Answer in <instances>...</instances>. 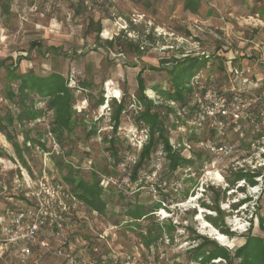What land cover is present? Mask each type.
Masks as SVG:
<instances>
[{
  "label": "rangeland",
  "instance_id": "374dc122",
  "mask_svg": "<svg viewBox=\"0 0 264 264\" xmlns=\"http://www.w3.org/2000/svg\"><path fill=\"white\" fill-rule=\"evenodd\" d=\"M196 9L195 13L185 10L183 0H0V117L6 111L17 112L5 95L11 84L8 68L40 76L56 71L69 78V72L74 73L85 87L81 93L75 92L74 108L87 126L95 124L97 134L85 138V129L78 126L66 159L79 166L86 179L92 169L100 178L111 177L119 183L130 174L133 164L125 158L137 155L147 131L135 124L136 112L143 110L135 98L138 73L144 95L158 103L161 111H165L163 105L177 108L154 90L170 86L167 73L150 67L168 68L185 57H202L205 62L194 77L190 105L211 90L225 95L230 113L235 109L242 112L237 119L229 114L225 120H201L196 111L188 113L186 108L177 112V121L170 115V123L176 126L166 124L170 143L187 159L195 160L199 154L201 161L196 159L171 174L163 154L157 152L134 182L130 179L127 184L105 188L107 205L102 216L75 197L80 203L78 219L75 212L67 215L59 235L50 227L42 228L41 238L51 248L79 245L93 237L92 233L111 227L115 233L108 236L111 255L121 241L129 253H139V259L148 264H201L190 254L200 237L211 242L206 250L215 243L230 254L243 245L248 234L264 238L258 222L264 211V179L255 177V185L241 179L229 187L239 170L264 175V0H198ZM101 96L104 103L95 108ZM122 98L127 111L117 135L123 160L114 167L106 151L108 144L101 138L111 135L109 118ZM46 138L47 147L55 149L50 136ZM16 140L20 143L21 136ZM0 143V207L8 206L5 211L13 204L14 209L25 207L24 195L42 171L60 180L47 153L36 150L32 158L25 156L29 175L11 145L3 139ZM205 143L223 150H210ZM153 171L156 176L147 178ZM159 188L168 195L164 211L160 208L145 219L124 223L125 203L130 200L151 206L159 199ZM185 189L189 192L184 197ZM203 221L226 241L215 240L209 228H203ZM146 241L152 243L148 249ZM12 248L3 254L0 249V264H16L19 252ZM37 254L42 256L39 264H66L50 252L38 250ZM114 263L119 261L112 256ZM206 264L225 261L217 257Z\"/></svg>",
  "mask_w": 264,
  "mask_h": 264
},
{
  "label": "trees",
  "instance_id": "16d2710c",
  "mask_svg": "<svg viewBox=\"0 0 264 264\" xmlns=\"http://www.w3.org/2000/svg\"><path fill=\"white\" fill-rule=\"evenodd\" d=\"M197 4L198 0H184L183 8L195 13ZM32 45L37 46L36 44ZM20 60L21 57L18 58L15 66ZM204 62L202 57H185L177 60L168 68L165 66L149 68L157 71L164 70L168 75L170 86L167 89L154 90H157L159 97L173 103L177 108L163 105L164 112L159 109L160 105L158 103L144 95L143 79L139 73L137 74V93H135V98L142 105L143 110L136 112L135 124L146 127L147 139L135 156L131 167L130 179L132 182L137 179L140 170L149 166L152 155L159 151L163 154L167 172L171 174L178 168L192 165L196 159L201 161L202 156L199 154L195 155V160L187 159L182 155L181 150L173 147L170 143L169 129L166 124L169 123L171 127H176L174 123H170L169 116L173 115L174 121H177V112L182 111L184 108L188 110V113H195V105H190L194 94L193 80ZM7 74L11 84L5 92L6 99L17 112L12 114L10 111H6L0 117V133L11 145L15 158L30 175L25 156L32 158L31 154L36 152V150L47 153L53 167L58 172L60 178L58 181L67 186L69 193L76 197L79 202L86 205V208L90 211L101 216L104 215L107 205L104 192H106L105 188L108 185L103 183L102 178L94 169L90 171L89 179L84 178L81 175V168L66 159V157L71 155L73 141H75V130L78 126L85 129V138L97 134L95 124L90 123L87 126V122L79 116V113L74 108L77 100L75 92L81 93L85 90L84 85L74 75L76 84L72 88L68 85V76L64 77L60 72L56 71L40 76L35 75L30 70L19 74L11 67L7 69ZM223 96L225 97V95ZM40 103L42 106L39 105ZM103 103L104 99L101 96L94 107L97 108ZM126 111L127 105L124 98H122L118 104H114L113 112L109 118L111 135H105L101 138L104 143L108 144L106 151L109 152L114 167L123 160L118 149L121 138L117 135V131L121 123L122 114H125ZM219 118L220 120H225L228 117ZM41 123L45 126L42 125L40 127ZM18 135L21 136L20 143L16 140ZM48 135L57 149L47 147L48 139L46 137ZM257 176H261L264 179V175L260 173L253 172L248 174L239 170L235 172L234 180L229 181V187H232L235 182L241 179H244L249 185H255L256 181L253 179ZM157 192L159 199L153 202L151 206L128 200L122 209V216L125 218L124 223H133L152 216L157 209L166 204L168 195L163 193L162 188L157 189ZM183 192L185 197L189 189H185ZM24 200L26 202L25 206L32 204L25 195ZM236 206L234 205V207ZM258 222L259 229L264 233V211L258 217ZM200 240L201 242L198 245L191 248L190 254L194 260H199L201 264L209 263L217 257L222 258L225 264H233L234 260H238L237 264H264V238L259 236L248 234L243 245L235 249L232 254L215 243H213V248L206 250L205 246H208L211 242L203 237H200ZM34 248L36 247L33 246Z\"/></svg>",
  "mask_w": 264,
  "mask_h": 264
},
{
  "label": "built area",
  "instance_id": "2783aa9c",
  "mask_svg": "<svg viewBox=\"0 0 264 264\" xmlns=\"http://www.w3.org/2000/svg\"><path fill=\"white\" fill-rule=\"evenodd\" d=\"M69 82L73 84L72 87L75 86L74 73H70ZM69 82L68 85L70 84ZM195 107L197 116L201 120L206 117H227L229 114L237 119L239 115L242 114L238 109L230 113L226 98L223 95L215 94L211 90H207L204 95H200L195 99ZM219 124L221 125L222 122L219 121ZM146 139L147 131L146 134L143 135L142 143L138 146L139 149L146 142ZM205 146L210 150H223L222 147L216 149L215 145H211L210 143H205ZM125 159L128 163L133 164L135 157L128 156ZM121 167L125 171L123 163ZM156 174V171H153L147 178L155 177ZM129 176L130 174L123 177L121 183L127 184L128 181H130ZM102 180L105 185L112 184L120 186L121 184L119 180L111 177H103ZM25 197L30 200L32 204L23 208L14 210L9 209L0 213L1 254L6 252L5 250H8L10 247H15L19 252L16 257V264H33L34 246L42 253L50 252L54 256L62 258L66 264H99L92 257L73 255L71 251L63 249L62 245L51 248L48 242L40 236L43 227H50V229H54L53 234L59 235L63 231L65 217L75 212L80 205L76 198L69 193L64 183L51 179L42 171L38 182L33 185L29 194H26ZM160 208L159 211H164L166 204H163ZM112 230L113 228L110 227L107 231L97 235L98 239L109 249L111 248L108 234L112 236L115 235L114 232L112 233ZM90 251L92 254L98 255L99 247L93 245ZM113 254L118 259L119 264H148L141 261L134 253L119 251Z\"/></svg>",
  "mask_w": 264,
  "mask_h": 264
},
{
  "label": "crops",
  "instance_id": "0c3cea01",
  "mask_svg": "<svg viewBox=\"0 0 264 264\" xmlns=\"http://www.w3.org/2000/svg\"><path fill=\"white\" fill-rule=\"evenodd\" d=\"M183 2H184V0H183ZM85 122H87V121H85ZM89 128V127H88ZM87 131V130H86ZM1 134V133H0ZM1 138L3 139V140H5L6 141V139H5V137L4 136H2L1 135ZM2 139H0V140H2ZM1 144V143H0ZM6 152V154L8 155V156H12L13 154H10V153H8L7 151H5ZM8 204H10V203H8ZM13 205H15V204H13ZM13 205H11L12 207L10 208V209H14L13 208ZM4 207H7V208H9L8 206H4ZM4 207H0V209L2 210L3 209V211L2 212H4L5 211V209H4ZM79 210V209H78ZM93 213V212H92ZM95 213V212H94ZM75 217L74 218H76V219H78V212H77V210L75 211ZM75 220V219H74ZM132 228H134V227H132ZM104 231H107V229L106 228H104L103 227V229H100L98 232H95V233H92V236L93 237H91L90 238V236H89V238L85 241H83V240H81V241H83L82 243H80V244H83V245H78V244H75V243H73V245H71L70 247H69V245H67L66 247H63V249H65V250H68V251H71L72 253H73V255H75V256H85V257H92V258H94L99 264H111V261H112V256H113V258H114V255H111V252L109 251V248L100 240V239H98V237H97V235H100L102 232H104ZM108 234V233H107ZM90 235V234H89ZM41 236V235H40ZM108 236H110V235H108ZM109 238V237H108ZM122 243L123 242H119V244H117L116 245V247H115V251L114 250H112V253H116V252H119V251H125V252H128L127 251V248H126V246H124V245H122ZM152 243H150L149 241H146V244H145V248L146 249H148L149 248V246L151 245ZM93 245H97L98 247H99V254L98 255H96V254H92V252L90 251V248L93 246ZM141 247V246H140ZM130 247H128V250H130L129 249ZM133 249L135 248L136 249V247H135V245H133V247H132ZM131 248V249H132ZM12 249H14V251H15V248H12ZM11 250V249H10ZM9 250V251H10ZM34 250V256H33V258H32V260L34 261V263L33 264H39L40 263V261H41V258H40V256H41V254L39 255V254H37V252H38V249L37 248H34L33 249ZM137 250H138V248H137ZM143 250V249H142ZM141 249L139 250V252L140 251H142ZM11 252V251H10ZM36 252V253H35ZM9 253V252H8ZM134 253V252H133ZM136 256H138L139 258H140V254L139 253H134ZM13 255H15L14 253H13ZM42 257V256H41ZM116 258V257H115ZM117 259V258H116ZM118 260V259H117ZM63 261V260H62ZM64 262V261H63ZM16 263V262H15ZM115 264V263H114Z\"/></svg>",
  "mask_w": 264,
  "mask_h": 264
},
{
  "label": "bare ground",
  "instance_id": "6f19581e",
  "mask_svg": "<svg viewBox=\"0 0 264 264\" xmlns=\"http://www.w3.org/2000/svg\"><path fill=\"white\" fill-rule=\"evenodd\" d=\"M203 228H209V234L213 236L215 240L218 242H225L226 238L225 236L221 235L220 233L216 232L215 229H213L207 222L203 221Z\"/></svg>",
  "mask_w": 264,
  "mask_h": 264
}]
</instances>
